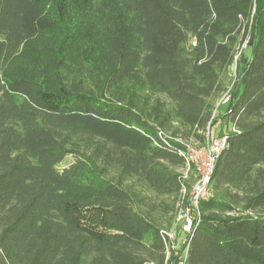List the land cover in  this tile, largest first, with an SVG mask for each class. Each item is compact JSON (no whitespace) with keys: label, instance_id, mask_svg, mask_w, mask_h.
Returning a JSON list of instances; mask_svg holds the SVG:
<instances>
[{"label":"trees","instance_id":"trees-1","mask_svg":"<svg viewBox=\"0 0 264 264\" xmlns=\"http://www.w3.org/2000/svg\"><path fill=\"white\" fill-rule=\"evenodd\" d=\"M229 90L185 264H264V0H0V264H173Z\"/></svg>","mask_w":264,"mask_h":264},{"label":"rangeland","instance_id":"rangeland-1","mask_svg":"<svg viewBox=\"0 0 264 264\" xmlns=\"http://www.w3.org/2000/svg\"><path fill=\"white\" fill-rule=\"evenodd\" d=\"M244 49H246V47ZM232 79L233 77L231 78V80ZM228 108L229 106H221L214 117L217 124L213 128V137H211V144L213 146H216L215 142L222 139L224 137V134L229 132L230 130V126L225 125L223 120L221 119L222 115L225 114ZM188 151H189L188 158L192 161L194 166L190 169L188 168L184 171L182 170L181 173L184 174V178L187 179L192 185V190L189 193L190 195L189 198H190L194 187L197 185L199 180L203 178V176H205L210 170L212 164V157L209 147L203 146L199 142L191 141ZM74 159H75L74 157H68L66 161L60 166V168L63 169L64 167L69 166L71 163L74 162ZM213 196L214 195L211 190L209 198H212ZM180 213L181 212L179 211V215ZM179 226L180 225L175 224L174 231L172 232L175 233L177 237V239L174 242L175 249H172V251H174V254L177 256V260L173 264H183V261L185 260V244L188 236L185 232L181 230V228L178 229Z\"/></svg>","mask_w":264,"mask_h":264},{"label":"built area","instance_id":"built-area-1","mask_svg":"<svg viewBox=\"0 0 264 264\" xmlns=\"http://www.w3.org/2000/svg\"><path fill=\"white\" fill-rule=\"evenodd\" d=\"M245 48V47H244ZM231 101V90H229L222 99L217 103L216 109L213 114V118L215 117L216 113L218 112V109L221 106H227L230 104ZM216 146L211 147V157H212V164L211 168L208 171V173L203 176L197 183V185L194 187L192 191V195L186 205L180 209V215L178 217V222L181 224L182 231L185 232L187 235H189L193 227L199 222L200 219V210H199V203L202 200H208L210 197L211 190L210 189V182H211V176L214 171V165L216 158L220 155L223 148L226 146L227 138L224 136L219 141H216ZM183 195H187V190H183ZM190 196V195H189ZM166 237L168 238V246L170 247V250L175 249L174 248V242L177 239L175 233H166ZM187 243V242H186ZM187 257V249L185 250V260ZM185 260L183 261V264H185Z\"/></svg>","mask_w":264,"mask_h":264},{"label":"water","instance_id":"water-1","mask_svg":"<svg viewBox=\"0 0 264 264\" xmlns=\"http://www.w3.org/2000/svg\"><path fill=\"white\" fill-rule=\"evenodd\" d=\"M208 147L211 149L212 144H211V128H209V133H208Z\"/></svg>","mask_w":264,"mask_h":264}]
</instances>
